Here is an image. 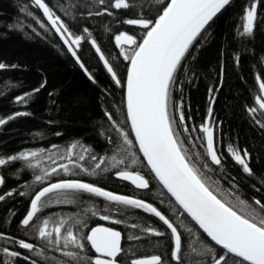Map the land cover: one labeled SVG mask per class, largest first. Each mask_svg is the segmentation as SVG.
<instances>
[{"label": "snow or ice", "instance_id": "1", "mask_svg": "<svg viewBox=\"0 0 264 264\" xmlns=\"http://www.w3.org/2000/svg\"><path fill=\"white\" fill-rule=\"evenodd\" d=\"M31 4L36 9L42 10L47 22L37 16L28 6H24L19 11L25 13V19L30 17L31 23L25 24L19 15L9 16L6 20H0V29L4 30L0 32V35L6 37L9 32H17L27 39L41 36V32L33 26L35 24H39L45 37L48 32L54 30L59 34L63 44L67 46V51L71 53L75 63L93 84H97L93 72L89 71L81 55L77 54L82 41H87L94 49L95 56L102 62L107 74L110 75L111 81L124 93L126 119L123 124L118 123L113 118V112L105 111V116L112 129L119 134L117 140H114L111 135H105L107 142L113 145L111 156L98 157L79 141L71 143L65 149L61 159L67 160L68 163H60L51 169L41 168L43 157L47 155L49 160L53 159L47 150L26 149L16 154L0 156V167L22 161L27 168L40 169V174L35 175V181L41 185L39 190L34 192L26 190L18 193L20 196L30 197L29 208L18 223L22 228L30 229L35 238L44 243L38 246L34 242H29L27 232L24 234L25 238H17L15 235H6L4 231H0V240L5 241L7 245L28 250L29 253L35 252L36 256L45 259H47L45 249L52 248L71 257L75 264H121L122 253H125V249L121 246L122 233L120 231L103 225L89 228L90 217L74 216L68 219L61 217L58 221H53L50 217L41 219L38 215L48 206L50 194L55 195L57 204L73 203L68 193V190H71L73 193L92 194L96 197H103L107 201L143 209L147 213L154 214L170 230V239L174 241L171 257L177 264H186L182 259V234L178 230L183 226V220L180 225H177L152 203L132 196L116 194L80 178L61 177L56 182H51V177L58 171L69 173L72 169L78 168L89 175H102L114 170L118 178L131 181L136 188L149 189V180L140 171L129 170V162L136 165L146 161L145 166L150 173L154 174V179L171 194L176 204L183 210H174L177 219L187 213L195 225H198L210 241L214 242V244H204L199 250L189 245L191 251L199 257L196 264H264V191H262L264 173L254 172L250 166L252 156L246 148L241 150L231 144L228 145L227 151L230 157L241 167L242 173L254 181L248 186L261 194L260 198L256 196L243 198L242 181L227 172L225 161L216 147L217 125L212 119V105L215 104L214 93L219 92V88L213 86L208 89L207 122L198 126L193 123L191 129L186 122L183 96L179 100L173 97L177 84H183L180 76H185L191 82L192 77L196 75L197 54L211 34L209 32L211 24L218 14H222L231 6L232 0H155V3L151 0H143V2L141 0H81L80 3L72 5V11L56 6L63 10V15L73 23L108 16L117 20L121 26H135V34L119 31L114 36L115 45L119 47L123 61L128 62L123 80L118 75V64L114 67L116 58L110 62L88 27H83L80 34H77L45 0H31ZM258 8L260 9L259 22L264 24V0H248L240 17L242 31L241 27L236 29L240 36L255 38ZM117 10H125L132 18L117 17L115 15ZM105 27L106 30L111 31L107 25ZM233 59L238 66L240 56L235 55ZM18 67L17 64L0 62V70ZM223 72L224 68L221 64V86L223 85ZM256 80L259 88L258 94L254 97L255 106L248 107L247 112L254 124L264 132V79L257 74ZM47 83V77H44L38 87L24 92L23 95H17L15 101L28 104L36 94L46 88ZM102 92L108 96L113 94L107 89H102ZM52 95L53 93H49V97ZM258 112L259 119L257 118ZM27 115L30 113L14 112L12 115L0 118V126L6 125L16 117ZM127 121H130V129L135 133L133 138H130L129 131L125 130L124 125ZM48 123L52 124L54 121L50 120ZM180 131L188 133V139L194 145L195 141L200 142L202 154L195 153L198 159L192 158L184 139L178 134ZM194 133L196 135L193 138ZM54 134L62 135L60 132ZM104 134L102 129L101 135ZM136 142H138V151L142 153V160L137 156L136 151H133ZM52 147L57 146L52 145ZM77 148L80 149L78 154ZM86 156L96 162L91 171L81 163ZM23 170V166L18 168L17 176ZM206 171H218L223 174V181L228 183V188L222 190L221 182L215 184L210 182L205 175ZM75 175L78 177L79 173ZM243 183L247 184L248 181L245 180ZM4 185L5 176L0 174V186ZM14 194H17L16 188L4 191L0 194V202ZM88 211L92 216L97 215L94 207ZM12 215L14 216L15 213ZM111 218L108 214L101 217L106 221ZM122 222L120 219L114 221L116 224ZM6 223L10 224L11 218ZM77 227L79 231L76 230ZM131 227L139 228L145 236L151 234L162 237L165 235L164 232L157 231L151 226L142 227L132 224ZM187 231L190 236H196L197 241L200 242L197 233H194L191 228ZM129 239L139 240L141 237H129ZM86 245H90L96 255H88ZM69 247L74 251H66ZM0 251L9 258L5 264H16L17 258L22 256L21 251L10 250L8 246ZM81 253L84 255L82 256ZM22 259L27 264H38V261L31 255H23ZM128 264H165V261L162 255H149L131 259ZM188 264L191 262L189 261Z\"/></svg>", "mask_w": 264, "mask_h": 264}, {"label": "trees", "instance_id": "2", "mask_svg": "<svg viewBox=\"0 0 264 264\" xmlns=\"http://www.w3.org/2000/svg\"><path fill=\"white\" fill-rule=\"evenodd\" d=\"M45 2L49 3V6L53 7L57 14L65 19L66 23H69L73 32L80 34L83 27H88L110 62L116 58L114 67H117L118 64V75L121 76L122 80L124 79L128 62L123 61L120 49L115 45L114 36L119 31L135 34V26H121L117 20L108 16L89 18L73 23L63 15V10L72 11V5L80 3L81 0H45ZM151 2L155 3V0H151ZM247 4L248 0H233L226 11L214 18L209 29L211 34L207 37L204 47L197 54L196 75L192 77L191 82L185 76H180L183 84H177V90L173 97L179 100L183 96L186 122L191 129L193 123L198 126L207 122L208 89L213 86L219 88V92L214 93L215 104L212 105V119L217 125L216 147L218 153L222 155L225 161L227 172L242 181L243 198L252 196L260 198L261 194L256 193L248 186L254 181L242 173L241 167L234 162L227 151L230 144L241 150L246 148L252 156L250 166L254 172L257 174L264 173V132L254 124L247 112L248 107L255 106L254 97L258 94L259 88V83L256 80L257 74H260L261 78L264 79V24L259 22L260 9L258 8L255 38L242 37L237 33L236 29L241 27L240 17ZM24 6H28L37 16L47 22L41 10L36 9L31 4V0H0V20L19 15L25 24L31 23V18L25 19V13L19 11ZM56 6H61L63 10ZM115 15L132 18L125 10H117ZM106 25L111 31L106 30ZM33 26L41 32V36H33L31 39H27L17 32H9L6 37L0 35V62L19 65L18 68L0 70V118L12 115L17 111L30 113L27 116L16 117L6 125L0 126V156L16 154L26 149L47 150L53 159L49 160L47 155L43 157L41 168L51 169L60 163H68L61 157L64 155L65 149L75 141H79L80 144L90 148L98 157L111 156L113 145L107 142L105 135H111L114 140H117L119 134L112 129L105 116V111L113 112V118L118 123L123 124L126 119V105L123 103L124 93L111 81L110 75L107 74L102 62L95 56L94 49L87 41H82L77 54L81 55V59L89 67V71L93 72L97 84H93L87 78L53 30L48 32L45 37L43 30L39 28V24ZM3 31L0 29V32ZM235 55L240 56L238 66L233 59ZM221 64L224 68L222 86L220 85ZM44 77H47L48 81L46 88L36 94L28 104L15 101L17 95H23L24 92L38 87ZM102 89L112 92V96L106 95ZM49 93H53V95L49 97ZM257 118H260L259 112ZM50 120L54 123L49 124ZM124 126L125 130L129 131L130 138H133L129 121ZM102 129L105 132L104 135H101ZM55 132H60L62 135L57 136L54 134ZM178 134L184 139L185 146L192 158L198 159L195 153L200 152L202 154L200 142L195 141L194 145L188 139V133L180 131ZM195 135L194 133L193 138ZM52 145L57 147L53 148ZM79 151L80 149L77 148V154ZM133 151H136L141 160L143 159L138 151L137 143ZM81 163L91 171L96 162L86 156ZM145 165L146 162L136 165L129 162V170L140 171L149 180V189L136 188L131 181L118 178L114 170L102 175H89L78 168L72 169L69 173L58 171L51 177V182H56L61 177L80 178L116 194L132 196L152 203L154 207L177 225H180L181 220H183V226L178 228L182 234V259L186 264L189 261L191 264H196L199 257L191 251L189 245L199 250L204 244L213 242L186 214L177 219L174 210H182L159 182L154 179V174L150 173ZM22 166L24 170L17 176L16 170ZM69 167L71 168V165ZM102 167L104 166L102 165ZM77 172L79 173L78 177L75 175ZM0 174L5 176V185L0 187V194L11 188L17 189V194L0 202V231H4L6 235H15L17 238H25L24 234L27 232L29 242L42 246L44 242L36 239L30 229L22 228L18 223L26 214L30 201L29 196H20L18 193L26 190L29 192L39 190L41 185L35 181V175L40 174V169L27 168L21 161L0 167ZM205 175L214 184L221 182L223 184L222 190L228 188V183L223 181V174L218 171H206ZM245 180L248 181L247 184L243 183ZM257 187H259L258 184ZM68 193L73 199V203L62 202L57 204L55 195L50 194L48 206L42 210V213H38L41 219L50 217L53 221H58L61 217L65 219L74 216L90 217L89 228L103 225L120 231L122 233L121 246L125 249V253H122L121 264H128L131 259L149 255H162L165 264H177L170 254L174 243L170 239V230L154 214L147 213L143 209L107 201L103 197H96L92 194L73 193L71 190H68ZM93 207L97 210L95 216H92L91 212L88 211ZM13 213H15L14 216ZM105 214L112 218L107 221L101 219ZM9 218H11L10 224L6 223ZM116 219L123 222L116 224L114 223ZM132 224H138L142 227L151 226L157 231L164 232L165 235L162 237L151 234L145 236L139 228L133 229ZM188 228L198 234L200 242L197 241L196 236L189 235ZM76 230L79 231V228L77 227ZM136 236H140L141 239H129V237ZM5 246L10 247V250L13 251H21L22 256L17 258L16 264H27L22 259L23 255H31L33 259L38 261V264H75L71 257L52 248L45 249V256L47 257L45 259L36 256L35 252L29 253L28 250L7 245L5 241L0 240V249ZM86 247L88 255H96L90 245H86ZM66 251H74V249L69 247ZM81 255L83 256L84 253ZM8 259L0 251V264H5Z\"/></svg>", "mask_w": 264, "mask_h": 264}, {"label": "water", "instance_id": "3", "mask_svg": "<svg viewBox=\"0 0 264 264\" xmlns=\"http://www.w3.org/2000/svg\"><path fill=\"white\" fill-rule=\"evenodd\" d=\"M233 1V0H232ZM41 12H42V10H41ZM43 14V13H42ZM45 19H46V17H44ZM47 21V20H46ZM54 31V30H53ZM55 32V31H54ZM57 34V33H56ZM57 36L59 37V34H57ZM60 38V37H59ZM61 40V39H60ZM62 41V40H61ZM63 42V41H62ZM66 46V45H65ZM66 48H67V46H66ZM129 124H130V121H129ZM133 133V136H135V133L134 132H132ZM137 143V145H138V142H136ZM141 155H142V153H141ZM146 162V161H145ZM162 186V185H161ZM1 187V186H0ZM166 192H167V190L166 189H164ZM167 194L171 197V194L170 193H168L167 192ZM172 198V200L175 202V200H174V198L173 197H171ZM176 203V202H175ZM182 210V209H181ZM183 211V210H182ZM186 215H187V213H185ZM188 216V215H187ZM189 217V216H188ZM191 218V217H190ZM194 222V221H193ZM195 223V222H194ZM197 227H198V225H196ZM202 232H203V230L202 229H200ZM205 235H206V233H204ZM207 236V235H206ZM208 238V237H207ZM209 240H210V238H208ZM214 243V242H213Z\"/></svg>", "mask_w": 264, "mask_h": 264}]
</instances>
